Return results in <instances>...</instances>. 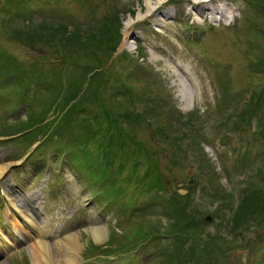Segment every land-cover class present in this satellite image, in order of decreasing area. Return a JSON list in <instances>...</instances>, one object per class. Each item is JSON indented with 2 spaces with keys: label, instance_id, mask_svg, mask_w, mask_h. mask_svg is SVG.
Instances as JSON below:
<instances>
[{
  "label": "rangeland",
  "instance_id": "rangeland-1",
  "mask_svg": "<svg viewBox=\"0 0 264 264\" xmlns=\"http://www.w3.org/2000/svg\"><path fill=\"white\" fill-rule=\"evenodd\" d=\"M147 1L0 0V264H264V0Z\"/></svg>",
  "mask_w": 264,
  "mask_h": 264
},
{
  "label": "bare ground",
  "instance_id": "bare-ground-1",
  "mask_svg": "<svg viewBox=\"0 0 264 264\" xmlns=\"http://www.w3.org/2000/svg\"><path fill=\"white\" fill-rule=\"evenodd\" d=\"M213 0H191V7L193 9H195L193 11V13L197 12V15L200 13L202 17H208V19L212 20L214 19V17L216 18H220L221 20H225L226 17L228 16V14H230V8L227 7V4L224 5H218L219 2L221 1H217L216 5L211 7L210 4ZM146 7H147V11L148 14H146V16H141L140 18H144L146 19L148 16L153 15L156 12H159L160 10V2L159 0H148L146 3ZM191 11V10H190ZM189 14V11L187 12ZM186 13V14H187ZM196 14V13H195ZM173 14L169 13V12H160V16L158 17V20H166L169 19ZM140 19V20H142ZM139 21V20H138ZM133 22L129 21V24L126 26L125 28V33L129 34V27L130 25H132ZM155 26H159L160 27V23H155ZM169 71V69H168ZM171 71V72H170ZM169 73L171 74L170 77H176L179 74L176 73V71L173 72V70H170ZM179 77H181L179 75ZM179 77H176L179 81V84H181V88L179 89L180 91V95H182L183 99L185 100V98H187L188 96L190 98L194 97V89L187 84L186 82H181V79H178ZM7 169V165H0V175H2L5 170ZM4 183V182H3ZM5 187H6V182L4 183ZM8 188V187H6ZM9 189V188H8ZM7 190V189H6ZM9 191V190H8ZM13 205L14 203L9 200V205ZM16 205L13 206V209H16L17 206ZM33 205H32V201L30 202V200H25L22 208L18 207L16 209V211L18 212L19 215L22 216L23 219H25L27 223V226H25V223L23 224L25 226V228L23 227V225L20 223V221L14 217L15 219V225L17 227V231L19 232V234H23L25 235L24 237H31V234H33V231L30 232V229L32 227V220L27 218V214L30 211V209H32ZM31 224V225H30ZM30 226V227H29ZM40 229V228H39ZM39 229L36 231V233L33 234V261H35V264H77L78 260H77V254L79 251V245H78V238H76V236L74 235H69L66 237V239L64 240V247H68L69 251H67L62 243H60V241H56L55 246L57 248L56 250H51V246L48 243V239L46 238L47 233H49V231L47 229ZM16 231V234H17ZM106 229L103 228L102 226H95L92 229V233L93 236L96 237L98 240H101L104 238V234H105ZM9 238H6V240H8ZM53 251V252H52Z\"/></svg>",
  "mask_w": 264,
  "mask_h": 264
},
{
  "label": "trees",
  "instance_id": "trees-1",
  "mask_svg": "<svg viewBox=\"0 0 264 264\" xmlns=\"http://www.w3.org/2000/svg\"><path fill=\"white\" fill-rule=\"evenodd\" d=\"M69 38H71V37H69ZM115 49V48H114ZM80 90L78 89V92H79ZM78 92H77V95H78ZM44 115H46L45 113H43V117H44ZM42 117V118H43ZM42 118H40L39 120L37 119V121L35 120V122H40L41 120H42ZM33 123L31 126H26V127H24V126H21V125H9V126H5L3 129H2V134H6V135H16V133H25V131H27L28 129H30V128H34V126L36 125V123ZM115 124H117L116 122H115ZM87 133V132H86ZM77 135H79L78 133H76ZM34 135V133H32V131H29L28 132V134H27V136H33ZM26 136V137H27ZM26 137H24V138H26ZM84 138H91L90 137V135H89V133H87V135L86 136H83ZM35 138V137H34ZM33 138V139H34ZM32 141H34V140H32ZM30 142V141H29ZM182 212L183 213H185L186 214V212L185 211H183L182 210Z\"/></svg>",
  "mask_w": 264,
  "mask_h": 264
}]
</instances>
